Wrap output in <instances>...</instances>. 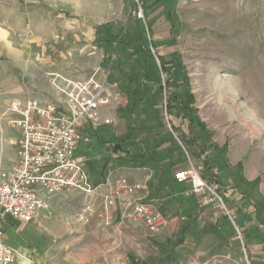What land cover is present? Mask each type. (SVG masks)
I'll use <instances>...</instances> for the list:
<instances>
[{
	"label": "rangeland",
	"instance_id": "374dc122",
	"mask_svg": "<svg viewBox=\"0 0 264 264\" xmlns=\"http://www.w3.org/2000/svg\"><path fill=\"white\" fill-rule=\"evenodd\" d=\"M135 17L143 18L142 11L140 7L135 10L130 0H0V26L5 29L0 35V61L15 66V74L19 76L8 81V93L52 98L56 91L50 84L51 73L71 79H84L95 73L117 80L118 72H110L101 65L105 52L93 45L94 28L110 22L131 30ZM153 28L159 53L181 60L197 115L213 131V141L228 143L229 160L234 149L245 147L250 154L261 152L264 163V0H178L174 27L159 18ZM110 111L114 123L96 129L121 137L126 132L125 121L116 119L117 108ZM0 125L4 127L6 121L1 119ZM2 155L1 161L6 162V154ZM191 170L195 183L197 178L202 180ZM185 181L193 186L191 178ZM75 192L58 195L53 204L69 203L73 222L86 224L88 221L75 220V213L84 203L76 202ZM193 192L200 203H205L204 194ZM205 204L208 213L222 217L219 207ZM160 211L166 218L164 211ZM131 221L145 228L140 221ZM146 233L150 244L120 239L123 244L119 248L127 251L131 245L133 248L129 249H137L144 255L140 264H159V253L151 239L163 241L174 233L166 237L164 232L157 236L149 235L147 230ZM262 257L263 246L246 245L238 231L226 242L206 233L188 256L162 264H264L257 260ZM126 260L127 264L131 261Z\"/></svg>",
	"mask_w": 264,
	"mask_h": 264
},
{
	"label": "trees",
	"instance_id": "16d2710c",
	"mask_svg": "<svg viewBox=\"0 0 264 264\" xmlns=\"http://www.w3.org/2000/svg\"><path fill=\"white\" fill-rule=\"evenodd\" d=\"M177 2L130 0L135 10L141 8L143 15L133 18L134 29L110 22L94 28L93 45L105 52L101 65L119 73L118 90L126 97V103L116 113L125 121L126 132L119 137L87 126L90 140L81 143L77 151L85 157L93 188L106 183L108 174L121 167L150 169L148 185L153 177L160 175L169 183L177 181L174 177L177 171L194 169L222 197L230 215L221 210L222 217H214L207 212L206 204L198 201L194 213H190L192 209L185 212L173 236L163 241L151 239L159 253V264L188 256L206 233L226 242L238 231L246 245L260 243L264 248V196L258 188L260 178H244L240 161L230 165L228 143L213 141V131L197 115L181 60L165 57L157 50L153 24L163 18L173 28Z\"/></svg>",
	"mask_w": 264,
	"mask_h": 264
},
{
	"label": "built area",
	"instance_id": "2783aa9c",
	"mask_svg": "<svg viewBox=\"0 0 264 264\" xmlns=\"http://www.w3.org/2000/svg\"><path fill=\"white\" fill-rule=\"evenodd\" d=\"M51 76L54 97L48 100L13 97L6 108L8 122L18 134L13 141L17 155L14 165L0 169V264H13L19 256L18 250L6 242L5 217L22 222H30L38 215L47 218L58 195L93 191L85 159L77 154L80 144L90 140L85 128L96 129L114 123L110 110L126 103L117 80L107 75L100 77L94 73L84 79L56 73ZM192 173L190 169L174 175L177 181L191 178L192 189L204 194L203 202L230 215L222 197L204 181L199 179L195 183ZM136 187L125 180L112 186L100 215L105 223H109L114 200L132 193ZM92 209L85 201L75 213V220L86 223ZM128 217L140 221L151 236L162 233L167 224L162 212L150 202H135Z\"/></svg>",
	"mask_w": 264,
	"mask_h": 264
},
{
	"label": "crops",
	"instance_id": "0c3cea01",
	"mask_svg": "<svg viewBox=\"0 0 264 264\" xmlns=\"http://www.w3.org/2000/svg\"><path fill=\"white\" fill-rule=\"evenodd\" d=\"M4 31L5 29L0 26V35ZM14 67L0 61V120L6 121L4 127L0 125V169L12 167L17 157L13 141L18 133H13L16 128L9 124L10 117L6 115L10 99L34 97L48 100L50 98L44 97L43 94L33 95L34 93H29L27 96L10 95L8 81L11 82L10 79L16 80L19 77L15 74ZM115 115L120 121L116 113ZM124 132L125 129L120 134ZM233 151L230 160L228 159L230 165L240 161L244 178L252 180L259 177V192L264 196V163L261 152L256 151L250 154L245 147H238ZM10 152L11 156H9ZM2 154H6V162L1 161ZM151 176L152 172L148 168L121 167L111 171L106 183L98 185L91 193L75 192L73 198L76 202L87 201L93 208L86 224L79 225L73 222L68 210L69 203L52 204L53 214L50 217L44 218L38 215L30 222L5 217L6 241L19 252L13 264H127L126 259L131 260L129 264H140L144 256L141 251L129 249L133 248L131 245L127 251L124 247L119 248L120 244H123L120 239L126 241L138 239L143 245L144 241L150 244L145 228L132 222L128 217L132 205L149 199V202L159 206L167 219V225L163 231L166 237L170 232L175 233L178 230L185 212L192 209L190 213H194V208L199 203L198 195L193 192L190 182L173 180L168 183L162 176H156L148 185ZM120 180H125L128 185H137V187L132 193L114 200L109 210V223H105L100 216L105 197L111 192L112 186ZM120 234L122 238H119ZM257 260L262 262L264 258H257Z\"/></svg>",
	"mask_w": 264,
	"mask_h": 264
},
{
	"label": "bare ground",
	"instance_id": "6f19581e",
	"mask_svg": "<svg viewBox=\"0 0 264 264\" xmlns=\"http://www.w3.org/2000/svg\"><path fill=\"white\" fill-rule=\"evenodd\" d=\"M198 182H199V178H197Z\"/></svg>",
	"mask_w": 264,
	"mask_h": 264
}]
</instances>
